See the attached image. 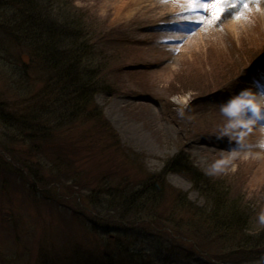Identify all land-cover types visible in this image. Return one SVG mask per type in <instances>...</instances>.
<instances>
[{"label": "rangeland", "instance_id": "obj_1", "mask_svg": "<svg viewBox=\"0 0 264 264\" xmlns=\"http://www.w3.org/2000/svg\"><path fill=\"white\" fill-rule=\"evenodd\" d=\"M56 1L60 8H56L59 13L53 10L54 19L63 22H66L63 18L68 22L74 19L81 30L79 41L83 40L86 46L85 54L79 56L81 65L96 69L94 75L99 76L93 103L100 111L105 128L101 137H109L110 126L115 134L112 143L116 141L118 149L113 150L110 140L101 141L103 148L89 145L93 158L86 162L82 161L88 151L84 135H93L89 124L78 128L67 118L56 126L54 122L52 131L39 136L42 142L34 143L41 145L42 150L38 147L33 150L34 144L29 142L26 131L0 123V218L27 219L26 223L21 222L16 227L0 224V264H60L70 258L73 264H82V256L99 258L103 252H114L122 263L124 255L118 252L117 241L114 244L112 239L118 236L100 229L106 226L119 228L117 215L109 211L108 205L102 203L95 207L91 204L93 196L87 189L91 184L86 183L113 168L120 169L127 183L131 179H146L140 165L152 176L164 168L165 162L182 152L184 158L192 159L198 173L228 188L226 192L230 198L247 210L251 209L254 217L250 231H258L264 222V129L257 124L253 128V124H249L251 127H228L229 118L224 113L221 115L218 107L247 90L245 79L240 77L238 70L247 65L245 61L250 56L264 50V5L253 6L250 19L245 17L243 10L244 18H237L241 10L237 5L234 8L228 6L220 20H214L210 11L201 28L212 26V33L203 36L197 29L193 32L195 35L191 34L175 45L168 44L163 50L154 47L136 49L115 41L106 42L120 30L132 38L144 36L122 26L133 25L134 20L142 19L137 5L145 4L146 0ZM161 3L153 2L156 10L162 9ZM166 4L172 5L171 2ZM13 6L0 0V106L17 116L29 108L33 100L35 103L41 101L40 92L45 94L52 88L54 73L47 71L40 58L33 59L27 66L20 60V54L33 55L34 51L33 47H28V36L24 33V26L28 24L23 20V10ZM136 9L138 12L134 11ZM124 12H129L127 17L123 16ZM172 48L178 52L170 54ZM164 58H169L170 63L160 70L151 69L148 73H119L117 70L118 66L141 62L156 68L154 64ZM229 74L234 82L231 85L227 83ZM217 84L219 90L212 92ZM132 91L135 95H131ZM251 91L258 98H264L254 88ZM137 95L149 96L159 105L131 99ZM30 96L33 100L29 102ZM31 108L36 110V107ZM58 110L61 117L66 115ZM46 126L51 127V124L46 122ZM233 152L236 153L234 158ZM56 157L61 160L52 162ZM73 158L78 162L71 161ZM222 160L228 162L214 168ZM184 163L180 161L172 169H178L177 165ZM51 164L73 168L74 172L65 175ZM23 167L27 172H36L40 178L32 181ZM173 170L166 175L167 185L175 194L183 192L188 203L201 208L202 198L192 190L190 175ZM95 197L99 198L98 191ZM178 197L173 194L171 201L174 199L176 203ZM169 204L168 199L163 205L165 209L160 206L152 212L150 225L154 229L160 228L159 234L139 222L130 227V231L144 238L136 239V250L155 252L160 245L157 242H167L176 256V263L170 264H180L189 250L193 258L197 257L195 264H264L263 258L256 260L257 256H247L244 248L237 251L240 257L228 256L231 242L228 244L226 239L197 240V256L191 241L184 239L189 237L190 229L196 231L191 225L203 224V221L193 213L188 215L190 212L185 206L171 204L168 207ZM187 207L192 211L190 203ZM47 224L52 225V230L56 226L55 236L43 229ZM165 228L170 229L169 234ZM175 236L182 238L175 241ZM125 237V240L118 237V244L132 242L131 235ZM53 240L55 244L62 243L59 249ZM10 253L18 257L14 259Z\"/></svg>", "mask_w": 264, "mask_h": 264}, {"label": "trees", "instance_id": "obj_2", "mask_svg": "<svg viewBox=\"0 0 264 264\" xmlns=\"http://www.w3.org/2000/svg\"><path fill=\"white\" fill-rule=\"evenodd\" d=\"M4 2L14 5L13 7L15 8L20 7L19 10L21 11L23 10V20L28 24V26H24V28L26 27L24 33L28 36V47H33V56L36 59L40 58L43 60L47 71L54 73V84L51 89L41 96V102L44 103L43 107L45 108L49 105L53 108L52 110L47 108L44 111L46 115L38 113L36 109L35 113L38 115L33 118L30 114V109H32L30 107L21 112L20 114L22 115L20 117H15L9 113H7L8 115L0 113V122L2 121L5 125L15 130L30 132L32 128L38 126L39 122L44 124L47 122V124L52 126L54 120L57 121L59 118L57 117V112L60 109V112L63 113L72 111V114L76 115L75 117H78L79 120H82L80 117L84 115L87 124L91 128H100L102 116L93 103V91L98 86L99 76L94 75V72L95 74L97 72L96 69L93 68L92 70L88 66L83 67L81 65L82 59L79 56L85 54L86 46L83 40L79 41L81 30L77 22L74 19L71 22H68L65 18L63 20L66 22L54 19L53 10L55 9L59 13L56 8H60L56 0H4ZM68 13L69 11L66 14ZM46 55L48 58H46ZM58 94H60L61 99L56 98ZM0 108L2 107L0 106ZM40 110L41 108L39 107ZM38 129H41L40 125ZM47 130L44 132L40 130L29 142L32 144L39 141L42 142L39 136L46 134ZM176 160L177 157L166 162L167 169H171ZM57 161L58 157L52 162L55 163ZM50 166L56 171L65 172V175H70L74 172L73 168L59 165L56 167L54 164ZM140 167L144 171L143 176L145 175L146 179L143 178L137 181L131 179L128 184L126 179L123 180L124 177L121 175L120 169L115 170L113 168L112 170H106L105 173L98 174L89 183H86L91 184V187L87 186L94 200L92 202V198H89L92 202L91 204L96 207L101 205L98 202L103 201L105 205L110 207L109 211L117 215V221L124 225H133L138 220L142 223H146L148 219L153 222L152 212L158 210L160 206L162 208L164 203L168 199L171 200L173 194L178 195V192L175 194L173 190L166 186L164 171L156 174L151 179V176L144 170L143 165H140ZM184 171L193 172L192 168H184ZM31 175L32 178L35 177L33 174ZM114 178L120 180V183H116V179L113 181ZM193 184L194 189L202 198L203 206L201 208L193 206L192 212H194L195 216L200 217L205 227L201 223L191 225V227H195L196 231L193 232L190 229L188 232L189 237L195 242L201 239L207 241L208 238H215L216 240L226 239L227 241H223L231 242V246H228V249L229 247L231 249L228 256L235 255L240 257L241 255L237 254V251L244 248L247 256L252 254L264 258V230L261 234H248V229L252 228L254 217L251 209L247 210L237 200L230 198L226 192L228 188L218 183L216 184L207 177L197 175L196 172ZM95 191H98V199L95 197ZM165 196L168 197L167 200L164 199ZM187 205L188 203L184 197L181 199L180 206ZM163 208L165 209V206ZM114 239L119 240L118 237ZM158 259H160L159 256L154 261ZM90 264L103 263L99 259L98 262Z\"/></svg>", "mask_w": 264, "mask_h": 264}, {"label": "clouds", "instance_id": "obj_3", "mask_svg": "<svg viewBox=\"0 0 264 264\" xmlns=\"http://www.w3.org/2000/svg\"><path fill=\"white\" fill-rule=\"evenodd\" d=\"M222 112L229 118L228 127L237 125L247 127L249 124L264 120V98H258L250 89L243 90L222 107ZM235 155L236 153L233 152V158ZM227 162L222 160L214 168L218 169L220 165Z\"/></svg>", "mask_w": 264, "mask_h": 264}, {"label": "snow or ice", "instance_id": "obj_4", "mask_svg": "<svg viewBox=\"0 0 264 264\" xmlns=\"http://www.w3.org/2000/svg\"><path fill=\"white\" fill-rule=\"evenodd\" d=\"M188 2L205 10L211 9L214 20H220L221 14L227 11L228 6L235 7V0H188ZM250 2L259 4L260 0H244V6L247 7Z\"/></svg>", "mask_w": 264, "mask_h": 264}, {"label": "bare ground", "instance_id": "obj_5", "mask_svg": "<svg viewBox=\"0 0 264 264\" xmlns=\"http://www.w3.org/2000/svg\"><path fill=\"white\" fill-rule=\"evenodd\" d=\"M190 6H192V5H190ZM190 6H187V4H184L183 8H181V9L182 10H185V9L189 8ZM260 6H261V3H260ZM179 10H177V11H179ZM134 11H137L138 12V9H136ZM168 11L169 10L167 8H165V7H162L161 10H156V5L153 4V2H151V1H149L148 3H145L141 7V12L144 15V21L146 19H150V18H160L162 15H164V14H162V12H165L166 13ZM172 11H175V10H172ZM172 11H170V12H172ZM170 12L166 13L165 15H168ZM128 14H129V12H124V15L123 16H128ZM211 28L213 30V27H211ZM212 30L210 28H208V29H205V30H201L200 33H201V35L204 36V35H207L208 33H212L213 32ZM262 74H264V72Z\"/></svg>", "mask_w": 264, "mask_h": 264}]
</instances>
